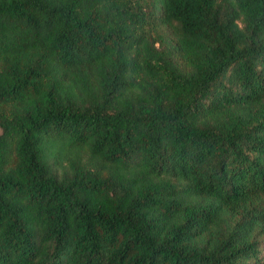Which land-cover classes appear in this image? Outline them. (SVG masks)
I'll use <instances>...</instances> for the list:
<instances>
[{
    "label": "trees",
    "instance_id": "obj_1",
    "mask_svg": "<svg viewBox=\"0 0 264 264\" xmlns=\"http://www.w3.org/2000/svg\"><path fill=\"white\" fill-rule=\"evenodd\" d=\"M0 264H264V0H0Z\"/></svg>",
    "mask_w": 264,
    "mask_h": 264
}]
</instances>
